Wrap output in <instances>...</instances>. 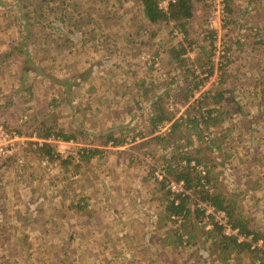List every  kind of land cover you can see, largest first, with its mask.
I'll return each instance as SVG.
<instances>
[{
  "label": "crops",
  "instance_id": "crops-1",
  "mask_svg": "<svg viewBox=\"0 0 264 264\" xmlns=\"http://www.w3.org/2000/svg\"><path fill=\"white\" fill-rule=\"evenodd\" d=\"M238 1L242 4V7H251L249 12L244 14V18L248 19L250 24L256 26L257 28L259 27V30L257 29L256 31V36H253L254 34L249 35L244 44L242 43L241 46L239 45V48L242 47L241 52L237 49L238 46L236 44L230 45L233 52L229 51V55L232 56L234 52L238 53L237 60L236 57L235 59H232L235 60L234 63L236 62L239 65V73L235 76L240 78L237 76L240 75V73L249 74V70L242 68L240 62H246V65L257 62L260 63L264 69V0H255L256 6L253 7L248 4L247 6L241 2V0ZM100 2L101 0H72L70 2L71 6L69 5V9L73 10L76 7L77 11L80 12L84 19L87 20L90 17H93L95 12H98L97 17L101 22L102 19L100 17V13L104 12L110 15L111 11H106L111 8L114 10L118 7L115 4L112 7L109 5L106 7V4L101 6ZM127 4L130 6L129 9H132V17L129 23L131 26L130 28L128 26H122V29H120V22H117V20L115 21V17H109L117 24V32L122 33L124 39L122 41L121 36L120 41H122V43L125 41L128 43V37L132 38L131 40L134 42V37L143 31L138 28V21L141 19L143 20L142 16H140V9L138 10L137 5L132 2L125 3V5ZM105 9L107 10L104 11ZM18 13L19 10L14 8L9 0H0V33H5L3 37L0 36V67L2 66L1 69H4V72L6 73H8L9 69L12 67L14 70L19 68L21 73L17 74L14 72V74H17L19 78H22L24 72L21 67L25 57H21V59L17 60L16 58L11 59V57L7 54L13 49V47H15V41H22L25 33L27 32V29H25L27 26H22L15 20V16H17ZM123 14L124 13L118 15L120 17ZM53 16L59 17L58 13ZM47 18L49 20L48 16ZM106 21H108V19L102 21L101 25L104 24L103 26H105ZM47 22L48 21H46V23ZM140 25H142V23ZM160 28L162 29V26H160ZM49 32H52V30L51 27L48 29L47 25L45 29V37L47 39L46 42H50L51 38L54 39L56 37L53 33ZM31 33H33V31ZM76 33H80L79 28L76 29ZM160 33L161 37H164L156 43L157 50L153 51L154 53L157 52L159 54L160 69H162L161 73L168 75L171 73L170 70H166L163 66L166 65V63H173L168 55V49L171 45L168 46L167 43H165V31H160ZM100 34L104 35L100 39V42H108L109 39H114V35L111 37V32H106V30L104 32L100 31ZM99 37L94 36L92 42H90L86 39L81 40L78 36L76 38L74 34L68 35L70 41H66V36H63L61 40L64 45L61 50L59 52H54L53 54L48 52L50 53L49 58L41 59V61L44 60L41 65V69H43L45 73L44 80H47L48 82L46 83V86L44 85L46 89L45 87H42V84L40 87L43 89L38 88L37 86L39 82H37L32 85L33 87L30 94L24 90L23 84L20 82L18 86L14 88L13 94L6 98L0 96V122H6L7 125L18 128V130H20V135L23 138L21 139L22 141L17 143V148L9 153L6 163L2 169H0V202H13L11 205L7 206L0 204V208L2 209L11 207L10 213L13 215H11L12 217H9L10 219H8L10 221L13 220L14 222L23 221V223L26 224L29 222L32 228H36L38 226L37 222L41 223L43 226L44 224L47 225L46 223L51 222L52 219L54 220L53 223L55 222L58 224L57 226H60L61 224L62 229L67 228L65 226L66 223L68 225H72L76 228L74 230L77 233L79 240L87 241L84 244H79L80 247H78V252L82 251L83 256H95L97 253H92V250L91 252L90 250H85L93 245L95 250H100V254L104 256V260L108 258L105 264H120L122 260L121 257L119 256L121 259L119 261V259L114 256L116 258L115 259L113 255H125L128 253H131V256L133 257L131 261H133L135 257H145L147 255L150 257L146 260L151 259L156 262L157 256L158 258L160 256L159 251L161 247L156 246L150 251L146 248L147 252H143L142 250L144 249H138V245L145 244L146 242V245L150 246V240L153 239V235L150 233L152 229H155L156 227L157 231H161L162 225L160 223V219H169L172 222H177V224L186 220L192 221V223H194V221L195 223H199L200 220L204 223V221L201 216L200 218L197 217L194 212H191L184 219L181 216H172L171 218L165 217L163 208L164 205L158 196L155 197V195L159 194L157 191L158 186L156 182L153 181V178L151 180L148 178L150 172L147 171L143 162H139V156L144 155V153L148 154L152 151V149L158 151L166 158L170 155V159L176 158V152L181 149L187 150L191 157L192 155H199L197 154V152L200 151H197L198 148L204 149V158L200 155V159L197 158V160L194 159L196 157H192L188 166L191 171H193V174H197L191 163H204L206 165L209 178L208 187L210 192L223 193L216 185L217 176L221 180L231 179L233 180L231 186H235L237 189L229 187L228 191H236L243 195L248 201L252 202V204L254 203V205L260 206L259 202L261 198L257 196L258 192L256 190L260 184L256 182L251 183L248 180L250 176L245 173V170L241 169V166L244 164L243 157L247 154L245 150L251 148L252 145L248 144L245 146L244 144H239L238 146H241L238 148L239 151L236 152L235 149L230 150L231 145H235L239 140L241 141V139L235 140L233 138L235 137V134L232 137V132L231 137L228 140L221 142V148L216 149V146L219 145L218 142H216L219 138L217 134L222 130L216 127L217 125L214 128H206L202 125V128L205 130L210 131L213 129L215 131L217 135L213 139V141L217 143L215 146L211 143L205 144L203 140L199 141L194 134L195 132L193 130L185 129L183 127L184 125L179 130L180 133L178 132L171 135L168 140L159 142L158 144L154 140H151V137L155 134L167 133L170 129L171 123L163 122L162 124H159L161 129L157 126L154 134L148 132L149 122L148 119L144 120V118L151 116L156 97L161 96L163 98V108L172 110L175 117L184 110H182L183 105L185 107L188 106L187 104L189 102L180 103L179 101L178 103H175L173 107L169 108L167 105V102H170V100H172L171 98L174 97L173 95L177 94L179 96V93H175V91L177 87H182L184 85L182 84V76L170 74L168 75L169 79H165L166 76L163 75V79L166 80L165 83L157 85V82L160 79L154 82L150 80L149 75L144 73L138 75L137 69H135L137 66H132L131 70L126 74L116 75L114 71L109 72L111 70L109 69V71H104V73L96 75L93 73L94 70H92V64L98 60L96 59L93 61L91 59V62H89L87 54L97 55V48L95 50L91 49L99 46L96 45L99 42ZM179 38L181 40V35H179ZM96 40L97 42L95 43ZM34 41L33 35H30L29 42H27L29 51L34 48ZM113 44L114 42L111 40L110 43L106 44V48H109ZM117 46L119 47L118 44ZM128 46L129 44H127L124 49ZM140 46L142 45L140 44ZM101 47H104V44ZM118 47H114L111 50L113 52H117L119 51ZM207 50L206 46H199L193 51V53L189 52V56L195 65H203L202 58H206V53L209 52ZM101 51L102 49L97 50L99 53ZM33 52L34 51L30 52L31 55ZM133 53L134 52L130 54ZM138 55L139 53L131 55L128 62L132 60L134 63L138 62V60H140L138 59ZM184 55L186 54H183V56ZM243 55L244 58H241ZM37 56L39 55L36 54L33 56V62L31 59L30 62L35 63ZM141 61H144V59L142 58ZM145 62L146 61H144V63ZM7 64H10V66H5ZM2 70L0 71V75ZM173 71L174 70L172 69V72ZM177 71L178 70H175L174 73ZM154 72L156 71H153V73ZM251 73L259 76V79H261L263 70L258 71L253 68L250 71V74ZM30 74H32V72ZM8 75L10 74L8 73ZM171 76L173 78H170ZM4 78H9V76H2V83L4 82ZM108 80H110L109 83L106 82ZM128 80H130L129 88V85L126 86L125 84V82L129 83ZM117 81L123 82V84L118 86L116 83ZM209 85H211L210 82L206 81L204 83L205 87L202 88L199 93H196V91H198L197 88L193 89V97L190 100L195 99V97L199 98V96L209 88ZM120 87L122 88L120 89ZM36 88L48 92L53 90V92L58 95L57 100L53 101V99H51L45 103L42 102L41 106H43L46 111L48 108H50V111H54L53 105H55V109H57L56 111L65 113L63 120H65V118L70 120V116H72L76 120H82L84 125L85 118L88 117L90 123L89 126L81 129V125H79L75 128L76 126L73 127L68 123L66 125L63 124V121L61 122L62 125H59L58 121L55 119H52L49 122L47 119L44 121V117H42V115L41 117L35 116V118L30 119V122L23 124L19 119L23 114L27 113L26 111L18 116L9 118V116H11V111L14 110L15 106L19 107L17 105L18 103H20V105L22 103V107H27V103L30 108L34 107L33 105H35V101L33 99L35 95L32 93V90L36 91ZM113 88H117L115 89V92L112 90ZM217 90L218 89L216 88L213 92L210 91L211 95H213L212 93H215ZM231 90L230 94L223 98L224 100H221L220 105L222 108L227 106L228 103L231 105V108L233 105L237 107L241 106L240 110L243 112V115H245L244 107L249 103L242 101L243 104H241L240 100L243 98L251 100V98L248 97V94L242 92V88L235 90L232 88ZM261 90L262 89H260V91ZM69 91L71 95L68 99L67 93ZM252 91L255 90L251 89L250 93H252ZM107 92H110L108 97H110L111 93V96L114 97L111 100L107 96L104 99H100L99 95L104 96ZM166 93H168L167 96ZM262 93H264V91ZM32 94L33 96H31ZM72 97H74V100H72ZM114 100L117 101L116 110H119L118 108L120 103L125 100L127 105L125 114L127 116L129 113L133 114L130 118V122H128L129 120L125 121L128 123L122 122L117 119L119 116L110 119L107 111L112 108L111 105L114 104ZM164 102H166L165 105ZM58 105L61 107L57 108ZM144 109L147 113L144 112L140 114V112L144 111ZM180 110L182 111L179 112ZM95 112L106 113H102L103 115H100L101 119L95 121V118L99 116V114H95L93 116L91 115V113ZM178 112L179 114H177ZM261 115L262 114L258 115L257 113L256 119H261ZM237 118L238 122H240L241 118ZM91 121L95 122L91 123ZM107 121H109V123L106 124L105 122ZM244 122L245 121H243V123ZM248 122L250 123V120H247L245 124L247 125ZM22 125L25 126L23 127ZM242 126H244V124H241L239 128L242 129ZM26 127L29 128L24 130ZM36 127H50L54 131L62 132L63 134L68 135L69 139L67 140H72L74 143L78 144V147L75 148V150L79 153V156L80 151L83 153V149L90 150V153H88L89 155L81 157V160L79 158L80 161L78 162H75L71 156L60 161L55 159H46V149L39 148L34 145L33 134L37 136ZM253 127H255L256 130H253ZM247 128L250 130L248 138H252L253 141L254 139L259 141V137L256 136V133L259 130L256 123L252 122L247 126ZM185 131H192V133L190 132L191 135L187 137L184 136ZM80 135L85 138L80 137ZM110 135L121 139L122 144H114L112 139L107 140V137ZM209 137H206L205 139H208ZM184 142L189 146L186 148L183 147ZM226 144L230 146L226 147ZM207 145L210 146L211 150L208 151V148L206 147ZM72 148L74 149V147ZM143 157L144 156H142V158ZM20 159L23 161V167H26L27 170L26 168L21 170L19 162ZM258 159L260 161L259 166L262 165V162L264 164V158ZM207 160H209L208 164H206ZM6 178L11 179V181L8 182ZM258 181L260 182V180ZM241 185H243L244 189H240ZM261 185L263 186L264 184ZM259 189L260 188H258V190ZM253 195H255L257 201H254ZM224 198L227 202L228 200L226 199V196ZM17 204L23 207L24 211H21L23 213L18 211ZM150 204L151 209H149ZM190 207L191 209L193 208L191 205ZM48 210L51 211L46 215V211ZM37 211L43 212L46 216H36L35 212ZM28 212L29 214H27ZM198 218L200 220H198ZM1 222L7 221L1 220ZM72 230V228L67 229V235L62 237L63 240L67 241L66 243H68L69 247L72 245L70 242V240L73 239L72 233L70 232ZM39 238L42 237L39 236L38 239ZM10 239H14L13 236H11ZM117 248H120L122 253L119 254ZM135 249L136 251H134ZM0 250L7 251V249L4 248V245L0 246ZM7 252H9V250ZM16 255L18 254H13L11 256L15 257ZM2 256L8 257V255ZM130 259L131 257L128 259L126 258V261H129Z\"/></svg>",
  "mask_w": 264,
  "mask_h": 264
},
{
  "label": "rangeland",
  "instance_id": "rangeland-1",
  "mask_svg": "<svg viewBox=\"0 0 264 264\" xmlns=\"http://www.w3.org/2000/svg\"><path fill=\"white\" fill-rule=\"evenodd\" d=\"M103 2V1H102ZM128 1H124L123 0H105L104 4H106V7H108V5L110 7H112L114 4L118 7L116 9H110V15L108 13H100V17L102 19V21H105L106 19H108L109 17H115V21L117 20V22H120L119 25H121L123 27L128 26L129 28L131 27L129 25L130 23V19L132 17L131 15V10L129 9V5H125V3H127ZM241 2H243L244 4H248V5H252L256 6V1L255 0H241ZM99 3V2H98ZM102 4V5H104ZM196 12H195V17H194V21L192 22V24L190 25V28L194 29L196 34H194V36H192L194 38V43H192V45L190 46L191 49L188 51L187 53V63L188 64H194V62L191 60L190 56H189V52L193 53V51L198 48L199 46H206L207 47V51H211L209 43H208V39L203 37V33L205 31L204 26H205V18L203 15V10L201 8V6L196 5ZM251 8V7H250ZM135 12L137 13V11L135 10ZM119 17L118 14H122ZM113 19H108V21H106V25L104 26V28L106 29V32H111V37L112 35H114V39H109L108 42H100V39L104 36L101 35L99 37V42L96 45H99L98 47H94V49L91 50H95L97 48V50L102 49V51L99 53L96 50V54L97 55H88V60L89 62H91V59L93 61H95L96 59L98 61L93 62L92 64V70L94 74L98 75L101 73H104V71H109V69H111L109 72L114 71V73H116V75H121V74H126L128 71L131 70V67H135V69H137L138 75L141 74H146L150 76V80L156 82L158 81V79H160L157 82V85H161L164 84L166 80L163 79V75L166 76L165 79H169L168 75H172L175 71L172 72L173 69V65L166 63V65H164L163 67L167 70H170L171 73H169L168 75H165L164 73H161L160 71H156L154 69L149 70V64L151 62H153V66L154 67H159L160 68V58H159V54H157V56H153L152 52L153 50H157V45L156 43L159 40H162V36L161 37V33L160 31L164 32L165 31V43H167L168 46H172L175 48L177 46H179V44L181 42H183V39L179 38V32L177 31L179 29H174L172 28L169 35L167 32V28H164L162 26V23H156V24H150L149 21L147 20H139L138 21V26L142 23L141 26H139L138 28L143 30L141 33H139V35H137L136 37H134V42H132L133 40H131L132 38L128 37V43L125 41L122 43L123 36L122 33H118L117 32V24L115 22L112 21ZM101 21V22H102ZM245 22V21H244ZM246 23V22H245ZM104 25V24H103ZM160 26H162V29L160 28ZM232 25H229L225 28V31H221L220 35L223 34L220 38L224 41L227 42H231L232 38H231V29ZM160 28V30H159ZM237 28V24L235 25V28L233 30H235ZM1 29V27H0ZM125 32V30H124ZM115 33V34H114ZM236 32L232 31V35H234ZM5 35V33L1 32L0 36L3 37ZM121 36H122V41L121 40ZM220 39V40H221ZM111 40L114 42V46H110L109 48H106V44L110 43ZM97 42V40L95 41V43ZM104 47H101L103 44ZM117 44L119 45V47L117 46ZM127 44H129V46L127 48L124 49L125 46H127ZM140 44L142 46H140ZM170 46V47H171ZM114 47H118L119 51L117 52H113L111 49H113ZM167 47V46H166ZM188 46V48H190ZM128 49V50H126ZM141 49V50H140ZM140 50V51H139ZM139 51V52H138ZM132 52H136L138 55V62L134 63L132 61L128 62V59H130V56L132 54ZM141 52V53H140ZM168 55L171 58V61L173 60L172 56L170 55V53L168 52ZM237 52H234L231 55H229L231 58L236 57L237 60ZM100 56V57H97ZM144 59V61H146L144 63V61H141V59ZM186 58V57H185ZM244 58V55L241 57ZM134 59V57H133ZM136 59V58H135ZM204 60V58H202ZM170 61V62H171ZM133 63V64H132ZM173 64V63H172ZM237 64L236 62L234 63V65ZM162 70V69H160ZM5 70H2V73L0 75V96L3 98L8 97L9 95L13 94V90L15 87L18 86V84L21 82L22 78H19V76L17 75L18 73H21V70H19V68H17V70H14L13 67L9 69V74L4 72ZM153 71H156L153 73ZM164 71V70H163ZM14 72H16L17 74H14ZM2 76H9V78H4V82L2 83ZM182 76V75H181ZM249 79H251L252 81L259 79V76L254 75L250 72L248 74ZM173 78V77H170ZM216 78V76H214V74L207 80V82H213L214 79ZM110 80L106 81L107 83H109ZM129 83L125 84L126 86H128V88L130 87V80H128ZM183 81V79H182ZM38 88L43 89L42 87L46 86L47 80H40L38 81ZM43 82V83H42ZM57 82V81H56ZM115 82V81H114ZM152 82V83H154ZM168 82V81H167ZM119 85H122L123 82H116ZM172 83V82H171ZM42 84V87H40ZM182 84H186L185 82H182ZM45 85V86H44ZM63 85V83H62ZM67 86V85H65ZM87 86V85H86ZM152 86V85H151ZM173 86V85H172ZM184 86V85H183ZM182 86V87H183ZM33 86H31L30 90L32 89ZM177 87V86H174ZM182 87H177L175 93H181V91L183 92L184 90L182 89ZM210 87V85H209ZM118 88V87H117ZM117 88H113L112 90L115 92V89ZM122 87H120L121 89ZM250 89H253V87L251 88L249 85ZM46 89V87H45ZM182 89V90H180ZM248 89V88H245ZM260 89H262L260 91ZM193 91V90H192ZM199 91V90H198ZM264 91V76H261V84H259L258 88H256L255 91H252L253 93H257L258 95L256 96H251V100H248L247 98H243L242 100H240V103L243 104L242 101H245L246 103H249L248 105H245V115H243V112L240 110L241 106H235L233 105L231 108L232 113L230 115H228L227 117L223 118L220 120L219 123H217V126L219 129H225L226 127H229L233 132V135L235 134V137H233L235 140H239L241 139V141L239 140L235 145H231V149L230 150H236L239 151L238 148H240L241 146H238L239 144H244L246 145H252L251 148H249L248 150H245L247 152V154H245V156L243 157L244 159V164L241 166L242 170H245V173L248 174L250 176V178L248 179L251 183L252 182H256L259 183L260 186H258L256 188L257 190V196L260 199V206L258 205H254V203L252 204V202L248 201L243 195L239 194L236 191H228L229 187H231L232 189L236 188L235 186H231L233 180L231 179H219V177L217 176V181H216V185L218 186V188L223 192L220 193L222 196H226V199L228 200L226 203L230 204L233 207V215L235 216L240 215L241 218L248 220L250 223V228H254L257 229L258 231H264V185L262 186L261 184H264V164L262 162V165L259 166L260 161L258 158H264V93H262ZM31 94V91L29 92ZM32 93L35 95L34 97V101H35V105H33L34 107H29V104L27 103V107L25 106H21L20 103H18L17 105L19 107L14 108L13 111H11V116H9V118H13L14 116H18L22 113H24L25 111L27 113L23 114L27 116V121H30V119L35 118V116L38 117H44V121H51L52 119H55L58 121L59 125H62V121L63 124H70L73 127L77 128L79 125H81V129L87 128L89 126V118L86 117L85 118V123L83 125V121L82 120H76L74 117L70 116V120L66 119L63 120V117L65 115L64 112H60V111H56L57 109H55V105H53L54 111H50V108H48V110L46 111V109H44L43 106H41L42 102L45 103L46 101H50L51 99L57 100L58 99V95L57 93L50 91H43V90H39L36 88V91L32 90ZM33 94L31 96H33ZM66 94V93H65ZM68 94V99L71 95L70 91L67 93ZM110 94V92H107L106 94H104V96L99 95L100 99H104L106 98V96L108 97ZM112 95V93H111ZM108 97L110 100L114 97L111 96ZM179 97V96H178ZM200 97V96H199ZM261 97V98H260ZM196 98V97H195ZM198 98V97H197ZM172 100H170V102H167V105L170 107H173L175 103H178L179 98H171ZM72 100H74V97H72ZM121 100V99H120ZM41 101V102H39ZM180 102V101H179ZM114 104L111 105V109H109L107 111V114L110 116V119L116 118L121 120L124 123H128L130 122V118L133 116V114L129 113L128 116L125 114V110L127 109V105L125 103V100L122 101L119 105V110H116L117 108V101H113ZM166 104V102H164V105ZM189 104V103H188ZM187 104V105H188ZM24 105V104H23ZM21 106V107H20ZM61 106L58 105L57 108H60ZM187 107V106H186ZM184 105L182 106V110L186 108ZM237 107V110H236ZM105 108V107H104ZM182 110H180L179 112H181ZM239 110V111H238ZM243 110V109H242ZM116 111V113H115ZM118 111V112H117ZM60 112V113H59ZM146 112V110L144 109V111L140 112V114ZM179 112L177 114H179ZM102 113H106V112H95V113H91V115H95V114H99L98 117L95 118L96 120L101 119L100 115H103ZM147 113V112H146ZM149 113V112H148ZM261 115V119H256V115ZM30 116V118H29ZM150 116L145 117L144 120H147ZM244 118V120L240 119V122H238V118ZM126 120H129L128 122H125ZM247 120H250V123L248 122L246 127L248 125H250L252 122L256 123L257 127L259 128L258 132L256 133V136L259 137V141H256L254 139V141L252 140V138H248L249 137V133H247L246 128L245 129H240V125L245 124ZM9 121V120H8ZM77 121V122H76ZM95 121H91V123H94ZM243 121H245L243 123ZM25 121H22V123L24 124ZM25 122V123H26ZM106 124L109 123V121L105 122ZM28 124V123H27ZM23 127L25 125H22ZM204 126V125H203ZM255 126V125H254ZM202 127V126H201ZM29 127L24 128V130H26ZM203 129V133L205 132V129ZM253 130H256L255 127H253ZM192 133V131H190ZM189 131H185V135L184 136H189L191 135ZM230 132V133H231ZM131 134V133H129ZM80 137L85 138L84 136L80 135ZM239 137V138H238ZM248 138V139H247ZM256 138V137H255ZM88 139V137H87ZM174 144V143H172ZM189 145H187L185 142L183 144V147H187ZM213 146H215V144H213ZM89 147V146H87ZM200 150V151H198ZM197 154H199L200 156L203 157V153L205 152L204 149H197ZM250 154H249V152ZM162 153V152H161ZM199 155H192V157H196L200 159ZM142 156H144L142 158ZM139 156V162L141 163V161L143 162L144 166L146 167L147 171H149L151 168H153V172L155 173V171L157 169H159L162 165L166 168V166H168L170 164V166H175L177 164V161H174L176 159H170V155L166 158L164 156H162L158 151L153 150L151 152H149L148 154H145ZM204 158V157H203ZM202 158V159H203ZM61 159H59L58 161H60ZM20 168L21 170H24L26 167H23L24 164L22 159H20ZM59 163V162H57ZM209 163V160L206 161V164ZM259 166V167H258ZM27 170V168H26ZM154 177V176H153ZM150 180L152 179V177H148ZM8 182L11 181V179H8ZM13 179V178H12ZM260 180V182L258 181ZM154 181V180H153ZM6 182V183H8ZM240 189H244L243 185L240 186ZM258 188H260L258 190ZM237 189V188H236ZM252 189V188H251ZM156 194V193H155ZM154 194V195H155ZM159 195V194H158ZM158 195H155V197H157ZM253 199L254 201H257L255 195H253ZM13 202L12 201H7V202H0V204H2L3 206H7V205H11ZM17 209L20 213H23L21 211H24L23 207L19 204H17ZM151 209V204H150V208ZM11 211V207L6 208V209H2L0 208V246L4 245V248L7 249V251L9 250V254L8 257H4L2 256L3 253L2 252H7L5 251H1L0 250V264H43L42 261L48 260L47 257L50 256L52 253H57L60 256H66L69 258V260L72 262V264H105L106 261L108 260V258H106L105 256V260H104V256H102L100 254V250H95V247L92 245L90 248L85 249L87 250H92V253H97L95 254V256H83L82 255V251L78 252V247H80V243H86L87 241H80L78 238L77 233L75 232L74 226L72 225H68L66 223V229H62L61 228V224L60 226H57V223H53V219L51 220V222L46 223L47 225H43L41 223H38V226L36 228H32L30 226V223L28 222L23 223V221H17L14 222L13 220H9L13 215L10 213ZM51 210L46 211V215L50 213ZM29 214V212L27 213ZM36 216L39 215H45L43 212L41 211H37L35 212ZM45 215V216H46ZM10 217V218H9ZM9 218V219H8ZM31 218V217H30ZM200 218V217H199ZM198 218V220H200ZM201 218L203 219V217L201 216ZM1 220H5L7 222H1ZM36 221V220H35ZM204 221V220H203ZM160 223L162 225L161 227V231H157V228L155 227V229H152V231L150 232L151 235H153V239L150 240V246L145 244H139L138 245V249L142 250L143 252H147L146 248L150 250H153L156 246L161 247L160 251H159V258L157 256V264H258V262L256 260H253L251 258L252 254L244 251V252H240L237 253L235 251H230V254H226V252H220L218 249L217 245H211V240L214 236V234L216 235V231L213 229V227H209V225L207 223H203L201 220L199 223H192V221H184L180 224H177V222H172L169 219H160ZM72 228L73 230L70 231L72 233L73 239L70 240V242L72 243L71 247H69L68 243H66L67 241L63 240V236L67 235V229ZM45 229V230H44ZM213 229V230H212ZM74 232V233H73ZM181 235L182 236V244L176 248H174L173 243H170L172 239H174L175 236L177 235ZM11 236H13L14 239H10ZM36 236V237H35ZM41 236L42 238L38 237ZM191 239L189 240L191 243V245L189 244V242L187 241V238ZM16 238V239H15ZM75 238V239H74ZM77 238V239H76ZM147 246V247H146ZM164 249V250H163ZM117 250L119 251V254L122 253V250L120 248H117ZM115 250V251H117ZM136 251V249L134 250ZM139 251V250H138ZM154 252V251H153ZM81 253V254H80ZM13 254H18L16 255V257L14 258ZM20 254V255H19ZM129 254V253H128ZM48 255V256H47ZM122 255V254H121ZM116 256V258L119 259V261L121 260L119 258V255L115 254L113 255V257ZM115 258V257H114ZM115 258V259H116ZM131 258H133L131 256ZM49 261V260H48ZM122 261V260H121ZM126 261V260H125ZM263 263H264V258H263Z\"/></svg>",
  "mask_w": 264,
  "mask_h": 264
},
{
  "label": "trees",
  "instance_id": "trees-1",
  "mask_svg": "<svg viewBox=\"0 0 264 264\" xmlns=\"http://www.w3.org/2000/svg\"><path fill=\"white\" fill-rule=\"evenodd\" d=\"M9 1L14 8H17L19 10L18 15L15 16L16 22L22 26H27L25 27V29H27V32L25 33V36L23 37L22 41L21 40L17 42L15 41V47H13V49L7 53L11 57V59L16 58L18 60L21 59V57H25L24 58L25 60L21 67V69L24 72L21 82L26 92H30L31 91L30 88L32 85L36 84L39 80L41 81V79L43 80L45 78L44 70L41 69V65L43 64L44 60L41 61V59L49 58L50 53L53 54L54 52H59L61 50L62 46L64 45L63 41L61 40L63 36H66V41H70L68 38L69 34H74L76 38L78 36L81 38V40L86 39L92 42L94 36L99 37L102 35L100 34V31L104 32L106 30L104 26L101 25L100 19L97 17L98 12L97 13L95 12L93 17H90L87 20L84 19L83 15L77 11L76 7L73 10H70L69 5L71 6L70 2L72 0H9ZM124 1L132 2L136 4L138 10L140 9L141 12L140 16H142L143 20L149 21L150 24H156L159 22L162 23V26L164 28H167V32H168L167 35H169L172 28L179 29L184 35L182 37L183 42H181L179 46H177L176 48L175 46L169 47L168 52L173 58L172 60L173 70L174 71L178 70L176 73H173L172 75L174 74L179 76L182 75L183 82L186 83L183 86L184 91L179 94V97L177 94L173 96L175 98H179L178 101H180V103L189 102V104L178 116L175 117V114L172 110H167L166 108L165 109L163 108V98L161 96L156 97V99L154 100L155 102L153 105L154 107L151 116L148 118V122H149L148 132L154 134L156 127L160 126L159 124H162L163 122H171V123H170V129L167 133L155 134L151 137V140H154L157 144L159 142L168 140L171 137V135L178 133L181 127L184 125L183 127L185 129L193 130L195 132L194 134L196 135L199 141L203 140L205 144L211 143L215 145H217L216 142H218L219 145L216 146V149H220L221 142L226 141L231 137L232 130L229 127H226L224 130L222 129L221 131H219L217 134L219 138L215 142L213 141L214 137L217 136L215 131L211 129L210 131L205 130V133H203V129L201 126L204 125V127L206 128H210V127L214 128L217 125V123L220 122L221 119L227 117L231 113V107H230L231 105L228 103L227 106H224L222 108L220 102L223 98L227 97V95L230 94L232 88L233 90L242 88L243 89L242 92L248 94V97L251 98V96H255L257 93L256 94L253 92L250 93L251 89L249 88V85L251 88L253 87V89L256 90L259 84H261V79H256L252 81L251 79H249L248 74H244V73H240V75H237L240 77L237 78L235 75L239 73L238 71L239 65L238 64L234 65L235 60H233L228 55L229 57L227 56L223 61V63L218 67L219 73H216L215 80L213 82H210L211 84L210 87L207 90H205L200 95L199 98L190 100L193 97L192 90L198 88L199 85H204V83L213 75L214 72V66L211 64V55H212L211 51L206 53L207 56L202 61L203 63L202 66L188 64L186 62L187 58L183 56V54L188 52V46L190 47L192 43H194V38L192 36H194L196 32L194 29L190 28V25L194 21L195 12L197 10L196 5L201 6L203 10L204 18H206L209 10L207 5V0H175L172 3H169L166 9L159 8L157 4V0H123V2ZM102 4H104V0H101L100 5L102 6ZM106 10L107 9H105L104 11ZM249 10H250L249 6L242 7V4L238 0H226L225 16H224L226 27L232 25L233 28L237 23H240V20L245 21L247 24H249L250 27H253L254 25L250 24L248 19L244 18L245 17L244 14L246 12H249ZM109 11L110 9L106 12ZM57 13L59 17L53 16L56 15ZM47 16L49 17V20ZM46 21L48 22L46 23ZM47 25H48V29L51 27L52 30V32L49 33H53L56 36L54 39L51 38L50 42L49 41L46 42L47 39L45 37V29ZM77 28H79L80 31L79 34L76 33ZM256 29L259 30V27L258 28L256 27ZM32 31L33 33H31ZM256 33L257 32H255L253 36H256ZM30 35H33L35 40L34 41L35 43L33 45L34 48H32L31 50L34 51L32 55L33 56H35L36 54L39 55L37 56V60L35 61L36 64L30 62V59L32 61V57H33L30 53L31 51H29V47L27 46V42H29ZM246 39L242 42H236L232 40L234 42L233 44H236L238 46L237 49L239 50V52L242 51V47L239 48V45L241 46L242 43L244 44ZM227 51L233 52V50L231 49V47H229V45L227 46ZM135 54L136 52H134L132 55ZM157 54H158L157 52L154 53V51H152L153 56H157ZM240 65L242 68L244 69L246 68V70H249V72L253 68L258 71L263 70V76H264V69L262 68L260 63L256 62L246 65V62H240ZM5 66H10V64H7ZM1 67H0V71L2 70ZM204 67L206 68V72H207L206 76H202V73L204 72ZM148 68L149 70L154 69L156 71L161 72L159 67L153 66V62L149 64ZM197 70L198 71L200 70V72L197 73L196 72ZM31 72L32 74H30ZM216 88L218 90L215 93H212L213 95H211V92H213L214 89ZM167 94L168 93H166V96ZM241 120H244V118H241ZM28 122L30 121L28 120ZM0 124L6 125V122H0ZM245 128L247 130V133L250 134L249 132L250 130L246 127V124L242 126V130ZM36 130H37L36 134L39 137H47L50 134H54L58 137H61L64 140L69 139L68 135L63 134L62 132L54 131L50 127L37 128ZM206 137L209 138L205 139ZM111 139L113 140L112 142L114 144H118V145L122 144V140L117 137H112L111 135L107 137V140H111ZM35 146L46 149L45 152L46 157H48V159L53 158L51 154V146L47 144H44L42 146H37V145ZM228 146L230 145L226 144V147ZM206 147L208 148V151L211 150L209 145H207ZM88 153H90V150L83 149V153L80 155V160L81 157L89 155ZM176 154L177 156L174 159H176L177 164L172 167L170 166V164L166 166L165 168L166 174L177 181L184 180L185 187L193 188L194 192L199 196V198L203 200L206 199L211 200V202L216 207L219 208L222 207L226 209L229 219L233 222L232 223L233 226L239 228V232L241 234H243L246 237H249L248 241L241 240L240 242H237L234 236L232 237L225 236L220 232L219 228L213 227V229L216 231V235L214 234L211 240V245L213 246L217 245L220 252H226V254L228 255L230 254L231 250L237 253L247 251L252 254L251 258L253 260H256L258 264H264L263 263L264 231H258L257 229L250 228V224L248 220L241 218L240 215L237 214L235 216L233 215V207L230 204L226 203L224 196H222L220 193H212L210 192L209 187L207 188L204 187V185L200 182L199 175L193 174L192 173L193 171H191V169L188 166L192 157L187 150L181 149L178 152H176ZM7 158L8 155L0 159V169H2V167L6 163ZM194 159L197 160V158ZM149 172H150L149 174L150 177L153 178V180L156 182L158 186V190H157L159 192L158 197L159 199H161V202L164 205L163 208L165 212V217L171 218L172 216L174 217L181 216L184 219L191 212H194L197 217L202 216V214L200 213L201 211H199L198 209L196 208L191 209L187 196H181L178 194L172 195V193L169 190L167 191L164 188V181L166 178H164L161 181H158L153 175L154 173L153 168H151ZM208 182H209V178L207 172L205 176V183L208 184ZM175 200H177V202H175ZM186 239L190 244L191 242L189 240L191 239H188V237ZM170 243H173L174 248L180 246L182 244V236L178 234L177 236L174 237V239L171 240ZM253 243L255 244V246L252 248L251 244ZM6 254H9V252L3 253V255ZM119 256L122 259L120 264H129L130 261L132 260L131 258L129 261H125L126 258L128 259L131 257V253L125 255H119ZM148 257L150 256L146 255L145 257H140V256L135 257L130 264H156L157 261L155 262V260H151V259L146 260ZM47 259L49 261L44 259L42 263L72 264V262L69 260L68 257L62 255L60 256L57 253H52L50 256L47 257Z\"/></svg>",
  "mask_w": 264,
  "mask_h": 264
},
{
  "label": "built area",
  "instance_id": "built-area-1",
  "mask_svg": "<svg viewBox=\"0 0 264 264\" xmlns=\"http://www.w3.org/2000/svg\"><path fill=\"white\" fill-rule=\"evenodd\" d=\"M175 0H157L158 7L161 9H166L169 3L174 2ZM225 2L226 0H207L208 5V14L205 18V31L203 33V37L208 39V43L211 49V64L214 66V76L216 73H219L218 67L223 63L225 58L229 55V51H227V46L232 45L234 42H242L244 41L247 36L253 35L257 29L256 27H250L249 24L245 23L244 21L240 20V23H237V28L233 30L235 27H231L230 31L236 32L232 35L231 31V41L230 43L227 41L222 40L220 37L224 34H221V31H225ZM180 31V30H177ZM179 35L183 37V33L180 31ZM221 39V40H220ZM191 49L188 48V51ZM188 53V52H187ZM184 55V57H187ZM191 58V57H190ZM207 68V66H206ZM206 68L204 67V72L202 76H206ZM197 73L200 70L196 71ZM215 80V79H214ZM204 85H199L197 90H201L204 88ZM196 91V93H199ZM27 116L22 115L20 118V122L26 121ZM161 129V127L159 126ZM23 139L20 135V132L17 128L9 125L0 124V159L4 156L9 155L13 150L17 148V143L22 141ZM33 141L35 145L42 146L47 144L51 146V154L53 156L52 159L59 160V159H66L69 156L75 162L79 161V153L75 150L78 144L74 143L72 140H64L61 137H58L54 134H50L47 137H39L33 134ZM74 147V149L72 148ZM80 151V150H79ZM80 151V155H81ZM48 157H46L47 159ZM191 165L195 168L197 174L200 177V182L204 185V187H208V184L205 183V176L207 174L206 165L204 163L196 164L194 162ZM155 178L158 181L163 180L164 178V188L174 194H178L181 196H187L189 200V204L193 207L201 211L203 220L205 223L209 225V227H217L219 228L220 232L225 236H234L237 242L241 240H249V237L244 236L239 232V228L233 226V222L229 219L226 209L216 207L211 200H203L199 198V196L194 192L193 188L185 187L184 180H175L172 177H169L166 174L165 167L162 165L159 169H157L154 173ZM173 198V197H172ZM177 202V200H175ZM260 244V243H259ZM255 244H251L253 248Z\"/></svg>",
  "mask_w": 264,
  "mask_h": 264
}]
</instances>
